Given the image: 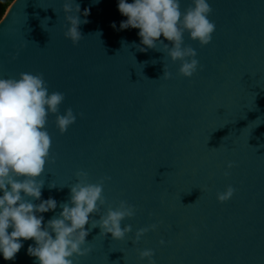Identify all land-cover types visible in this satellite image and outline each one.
Masks as SVG:
<instances>
[{
	"label": "water",
	"instance_id": "95a60500",
	"mask_svg": "<svg viewBox=\"0 0 264 264\" xmlns=\"http://www.w3.org/2000/svg\"><path fill=\"white\" fill-rule=\"evenodd\" d=\"M63 2H12L0 20V78L43 73L49 92L65 94L60 114L71 107L76 115L64 133L55 114L47 119L54 162L40 177L42 199L58 206L40 214L44 223L62 211L80 170L89 183L111 178L102 211L120 200L136 208L121 221L131 232L112 239L92 229L85 245L92 251L75 264H148L139 257L146 248L155 264H264V0H208L210 43L184 33L203 66L191 77L162 46L139 51V29L117 30L126 19L118 0H76L81 19L85 7L90 14L74 45L64 36ZM189 3L181 0L182 12ZM228 185L235 193L218 201ZM153 223L133 243L136 230ZM29 244L23 241L15 260L0 254V264H38Z\"/></svg>",
	"mask_w": 264,
	"mask_h": 264
},
{
	"label": "clouds",
	"instance_id": "9594fccd",
	"mask_svg": "<svg viewBox=\"0 0 264 264\" xmlns=\"http://www.w3.org/2000/svg\"><path fill=\"white\" fill-rule=\"evenodd\" d=\"M117 8L126 17L117 30L139 29L140 42H133L139 51H161L160 45L173 62L180 61L181 75L191 77L198 67L202 70L196 50L184 44V33L202 46L210 43L215 23L208 18L212 12L208 0H190L183 12L181 0H118ZM62 11L66 21L64 36L76 45L84 37L80 25L89 22L90 9H83L84 19H81L80 4L76 0H64ZM112 27L116 28L115 22ZM171 75L164 65L162 77L169 79ZM64 99L63 92H49L43 73L21 72L18 78H0V254L6 261L15 260L24 240H33L27 254L35 257L38 264H75L79 257L92 251L90 246H85L92 229L99 227V234L110 233L112 239H123L132 231L131 225L122 227L121 221L135 216V206L120 200L115 208L109 205L102 211L107 203L103 185L111 178L104 176L97 183H89L88 173L83 170L76 173L77 182L69 186V200L60 202L62 211L44 223L40 214L55 211L58 206L51 196L42 199L44 180L40 177L46 162L50 159L54 162V157H50L52 140L46 128L47 119L49 114H55L60 133L76 120L71 107L60 114L59 106ZM227 167L232 168L233 162ZM224 175L230 173L225 171ZM54 187L55 184H49V188ZM235 191L228 185L225 191L217 193L218 201L229 200ZM156 228L157 224L153 223L137 229L133 243L149 229ZM164 243L161 239L160 244ZM139 257L155 264L153 249L140 250Z\"/></svg>",
	"mask_w": 264,
	"mask_h": 264
},
{
	"label": "trees",
	"instance_id": "16d2710c",
	"mask_svg": "<svg viewBox=\"0 0 264 264\" xmlns=\"http://www.w3.org/2000/svg\"><path fill=\"white\" fill-rule=\"evenodd\" d=\"M14 0H0V20L3 18L7 8Z\"/></svg>",
	"mask_w": 264,
	"mask_h": 264
},
{
	"label": "rangeland",
	"instance_id": "374dc122",
	"mask_svg": "<svg viewBox=\"0 0 264 264\" xmlns=\"http://www.w3.org/2000/svg\"><path fill=\"white\" fill-rule=\"evenodd\" d=\"M9 7H10V6H9ZM9 7H8V8H9ZM8 8H7V10H8ZM7 10H6V12H7ZM6 12H5V14H6ZM5 14H4V15H5Z\"/></svg>",
	"mask_w": 264,
	"mask_h": 264
}]
</instances>
